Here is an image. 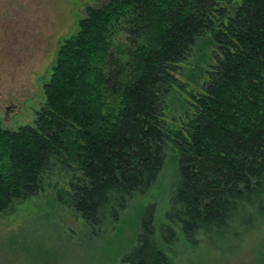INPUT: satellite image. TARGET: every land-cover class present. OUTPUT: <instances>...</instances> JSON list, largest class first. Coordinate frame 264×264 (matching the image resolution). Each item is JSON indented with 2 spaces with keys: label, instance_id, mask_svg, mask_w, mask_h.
I'll return each instance as SVG.
<instances>
[{
  "label": "trees",
  "instance_id": "obj_1",
  "mask_svg": "<svg viewBox=\"0 0 264 264\" xmlns=\"http://www.w3.org/2000/svg\"><path fill=\"white\" fill-rule=\"evenodd\" d=\"M43 92L33 124L0 122V211L42 191L57 159L75 173L77 214L113 224L173 153L165 222L148 206L122 264H173L181 240L263 233L264 0L88 7Z\"/></svg>",
  "mask_w": 264,
  "mask_h": 264
},
{
  "label": "rangeland",
  "instance_id": "obj_2",
  "mask_svg": "<svg viewBox=\"0 0 264 264\" xmlns=\"http://www.w3.org/2000/svg\"><path fill=\"white\" fill-rule=\"evenodd\" d=\"M106 1L0 0L4 128L33 124L61 42L76 33L88 7ZM169 154L155 185L133 198L117 222L99 226L88 225L73 209L66 192L75 173L52 159L43 190L0 211V264H122L148 206L153 205L156 219L165 222L176 172V160ZM235 236L225 231L192 246L181 240L172 248L170 260L173 264H264V231L250 236L242 230Z\"/></svg>",
  "mask_w": 264,
  "mask_h": 264
}]
</instances>
